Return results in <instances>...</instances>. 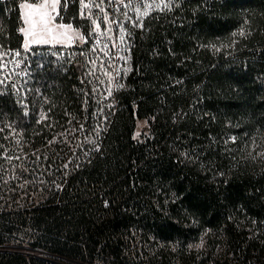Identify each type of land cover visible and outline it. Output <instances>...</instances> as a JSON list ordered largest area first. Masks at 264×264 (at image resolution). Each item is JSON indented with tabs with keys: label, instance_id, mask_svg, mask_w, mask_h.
<instances>
[{
	"label": "trees",
	"instance_id": "1",
	"mask_svg": "<svg viewBox=\"0 0 264 264\" xmlns=\"http://www.w3.org/2000/svg\"><path fill=\"white\" fill-rule=\"evenodd\" d=\"M20 2L0 6L5 50L22 52ZM79 3L62 0L64 23L81 25ZM112 14L108 102L82 55L46 71L42 120L23 124L26 105L0 90V249L18 236L54 260L0 251V264H264V0H126ZM23 168L45 197L10 190Z\"/></svg>",
	"mask_w": 264,
	"mask_h": 264
},
{
	"label": "rangeland",
	"instance_id": "2",
	"mask_svg": "<svg viewBox=\"0 0 264 264\" xmlns=\"http://www.w3.org/2000/svg\"><path fill=\"white\" fill-rule=\"evenodd\" d=\"M126 0H83V3H79L78 9V22H81L79 27L72 25L70 30H67L66 36H57L56 40H52L50 36H35L33 35L32 26L27 23V35L25 31L21 30L20 35L27 37L26 43L23 41L22 52L9 51L1 48L0 46V90H4L6 93L12 94L19 98L21 103H24V113L26 120L23 124L35 122L36 120H42L45 118V114L41 108L40 111L36 110L33 106L34 99L36 98L38 88L41 83L46 81V71L51 67H58L64 71L69 69L75 61L78 59V55L81 56V70L88 80L92 81L94 85V92L90 94L92 97H100L101 103L108 102V98L112 96L115 89V53H116V31L113 25V4L118 6ZM23 3H29L31 0H22ZM20 2V3H21ZM62 4L60 0L59 5ZM117 4V5H115ZM57 5L55 11L51 12L54 17L52 25L57 33L65 32V29H59L55 26L64 23V19L60 17V11L62 5ZM87 5V7H85ZM0 6L3 5L0 2ZM12 7V5H11ZM29 10L22 8V13L26 20L29 19ZM59 13V14H58ZM95 21V23H93ZM23 29V27H22ZM88 30V37H85L84 30ZM35 31H39L36 29ZM83 36L84 39L80 37ZM24 40V38H23ZM47 41V42H45ZM30 44L34 46H30ZM36 44H40L41 47H35ZM51 45V47H42L44 45ZM27 45V46H26ZM19 53V55H17ZM18 119H13V122L6 123V128L3 127V137L16 134L15 128H18ZM11 124V125H10ZM13 125V126H12ZM20 126V125H19ZM1 129V124H0ZM86 127L82 129V134L87 140V144L82 146V150L88 151L92 145L90 141V134L87 133ZM150 123L148 120H141L138 123L135 139L141 143L149 136ZM9 140V138H3L2 140ZM18 169V168H17ZM16 169L13 171V176L9 180L10 190L14 192V189L20 188L19 193L31 194L33 191L41 193L42 197H45L43 192L46 185L40 184L39 188L31 187L33 176L28 173L27 169ZM26 197V196H23ZM41 196H37L36 199H41ZM12 198V196H11ZM11 198L3 199L2 204L10 201ZM1 206V204H0ZM0 208V213H2ZM10 243L3 246L0 251L4 253H23L24 255H31L39 257L43 260L50 262L54 261L51 257L47 256L43 252H37L32 250L29 246H20L25 241L18 236L10 237ZM55 264H70L65 260H57Z\"/></svg>",
	"mask_w": 264,
	"mask_h": 264
},
{
	"label": "snow or ice",
	"instance_id": "3",
	"mask_svg": "<svg viewBox=\"0 0 264 264\" xmlns=\"http://www.w3.org/2000/svg\"><path fill=\"white\" fill-rule=\"evenodd\" d=\"M60 3V0H31L29 3H22L20 5L21 8H27L29 10L28 16L29 19L26 20V23H29L32 26L33 35L35 36H50L52 40H56L57 36H66L67 30H70L72 28L71 24L65 25L63 23L55 26L59 29H65V32L57 33L55 31L54 26L52 25V20L54 17L51 15V12L55 11L56 6ZM68 0H64V7H67ZM81 3H83V0H81ZM87 7V5H85ZM147 7H151V5H147ZM164 8H168L169 4L164 3ZM95 23V21H93ZM134 26H142V25H134ZM36 29H39V31H35ZM22 31L24 29H21ZM240 35H244V31L241 30L239 33ZM81 39H84L83 36L80 37ZM47 42V41H45ZM27 46V45H26ZM19 55V53H17ZM122 87V85H119ZM232 140H235V137H232ZM261 155H264V153H261ZM203 244V240L201 239V244L197 245V247H201Z\"/></svg>",
	"mask_w": 264,
	"mask_h": 264
},
{
	"label": "crops",
	"instance_id": "4",
	"mask_svg": "<svg viewBox=\"0 0 264 264\" xmlns=\"http://www.w3.org/2000/svg\"><path fill=\"white\" fill-rule=\"evenodd\" d=\"M62 1V0H61ZM23 2H21L20 3V5L22 4ZM20 5H19V8H20V14H21V19H22V23H23V29H24V31H25V33H26V35H27V23H26V18L24 17V15H23V13H22V8L20 7ZM59 5V4H58ZM61 5V4H60ZM59 5V6H60ZM59 14V13H58ZM23 38H24V44L26 43V40H27V37H25V35L23 36ZM30 46L32 47V46H34V45H32V44H30ZM35 47H41V45L40 44H36L35 45ZM42 47H51V45H44V46H42Z\"/></svg>",
	"mask_w": 264,
	"mask_h": 264
},
{
	"label": "built area",
	"instance_id": "5",
	"mask_svg": "<svg viewBox=\"0 0 264 264\" xmlns=\"http://www.w3.org/2000/svg\"><path fill=\"white\" fill-rule=\"evenodd\" d=\"M16 0H0L1 3H4V4H9V3H12ZM22 1V0H21Z\"/></svg>",
	"mask_w": 264,
	"mask_h": 264
}]
</instances>
